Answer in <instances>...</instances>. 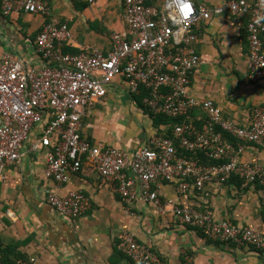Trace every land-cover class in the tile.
I'll use <instances>...</instances> for the list:
<instances>
[{
  "label": "built area",
  "instance_id": "1",
  "mask_svg": "<svg viewBox=\"0 0 264 264\" xmlns=\"http://www.w3.org/2000/svg\"><path fill=\"white\" fill-rule=\"evenodd\" d=\"M86 1L92 4L95 0ZM148 1L121 0L125 31L111 32L108 52L71 54L62 50L71 33L65 22L52 15L47 0H0L4 15L22 11L49 18L34 40L38 66L27 67L8 52L0 56V182L25 152H39L44 157V176L59 184L68 180L69 172L86 165L103 182L111 183L126 202L145 200L159 212L170 205L180 223L201 230L212 240L264 251V232L216 219L207 207L197 210L172 200L162 202L158 194V185L164 181L176 183L182 197L191 188L198 191L207 184H223L233 176L242 177V185H264V167L239 159L246 144H264V108L253 107L249 122L238 124L224 117L211 98L198 99L189 92L190 75L201 62L193 46L197 40L193 26L212 12L247 17V75L253 80L264 78V0H226L213 8L192 0H163L159 6ZM118 76L130 93L139 87L148 91L143 102L153 113L182 117L199 109L205 115L200 126L184 120L174 125L172 133L184 150L201 151L217 163L179 156L173 139L160 135L151 136L148 144L130 156L119 147H103L83 138L80 127L86 108L102 98ZM46 202L69 218L80 216L89 206L81 190L64 195L51 191ZM116 241L117 248L133 262L162 264L128 230L118 231ZM15 264L38 262L29 255L17 258Z\"/></svg>",
  "mask_w": 264,
  "mask_h": 264
},
{
  "label": "crops",
  "instance_id": "2",
  "mask_svg": "<svg viewBox=\"0 0 264 264\" xmlns=\"http://www.w3.org/2000/svg\"><path fill=\"white\" fill-rule=\"evenodd\" d=\"M47 1L52 15L65 22L71 33L63 41L64 52L106 53L111 49V32L125 31L121 0H95L92 4L86 0ZM192 1L213 8L226 0ZM153 2L161 5L163 0ZM43 21L40 15L22 11L4 15L0 9V56L8 52L27 67L38 66L34 40ZM246 21V16L212 12L193 26L197 36L193 46L201 62L190 75L189 92L198 99L211 98L224 117L238 124L249 122L253 107L264 108V78L253 80L247 75ZM262 40L264 50V35ZM192 114L202 115L198 109ZM192 120L196 125L200 121ZM167 127L154 124L144 102L118 76L106 94L86 108L80 135L95 145L119 147L130 156ZM239 159L264 167V144H246ZM43 170V154L25 152L7 168L6 180L0 182V251H8L6 260L33 255L38 264H135L116 245L117 232L125 229L137 242L148 245L162 264H264L263 250L212 240L180 223L170 205L159 212L145 200L124 201L111 183L103 182L86 165L69 172L68 180L61 184L46 178ZM125 173L134 178L130 170ZM74 190H81L89 203L80 216H61L46 202L51 191L64 195ZM158 194L162 202L172 200L197 210L208 207L217 219L264 232L261 184L238 185L233 179L220 186L207 184L199 191L191 188L182 197L176 183L160 182Z\"/></svg>",
  "mask_w": 264,
  "mask_h": 264
},
{
  "label": "trees",
  "instance_id": "3",
  "mask_svg": "<svg viewBox=\"0 0 264 264\" xmlns=\"http://www.w3.org/2000/svg\"><path fill=\"white\" fill-rule=\"evenodd\" d=\"M154 0H149L148 1V3L149 4H152V5H156V6H159L158 4H156V3H154L153 2ZM34 15H36V14H34ZM47 21H49V18H45L44 19V21H43V25L47 22ZM43 25H42V27H43ZM41 31V30H40ZM39 31V32H40ZM38 32V33H39ZM37 33V34H38ZM37 36V35H36ZM135 94V98L136 99H140V100H142L143 101V99L148 95V91L144 88V87H139L138 88V90L134 93ZM144 106H145V104H144ZM145 108H146V110H147V112L150 114V116H151V118L153 119V122H154V124L156 125H158L159 123H164V124H166L168 127H167V129H166V131H164L162 134H159L160 136H163V137H168V138H171V139H173V141H174V144H175V147H176V150H177V154L179 155V156H187V157H189V158H191V159H197L199 162H201V163H204V164H213V163H217V161H215V160H211V159H209V158H207L206 156H204V154H203V152H201V151H195V153H192V152H187L186 150H184L180 145H179V142H178V140L176 139V138H174V135H173V133H172V129H173V127H174V125H176L177 123H181V122H183L184 120L185 121H193L192 119L194 118L195 119V121H196V119H198V120H200V121H196V122H198L197 123V126H200L202 123H203V121L205 120V115L198 109V111L202 114L201 115V117L199 116V115H194V114H192V112H193V110H195V109H193V110H191L190 112H189V114H188V116H182V117H170V116H167V115H165V114H162V113H153V112H151V111H149L148 110V108H147V106H145ZM197 116H199V118L197 117ZM194 122V121H193ZM229 141H231L232 143H234V144H237V140L235 139V138H233V137H231L230 135H228V134H226V133H224L223 134ZM233 179H237L238 180V185L239 184H241L242 185V183H243V178L242 177H240V176H233V177H231L228 181H226L225 183H227V182H229L230 180H233ZM164 182H169V181H164ZM225 183H223V184H225ZM251 184H256V185H260L258 182H254V183H251ZM216 185H221V184H216ZM261 186H264V185H261ZM195 190V189H194ZM196 191V190H195ZM199 191V190H198ZM208 208V207H207ZM215 217V216H214ZM217 219V218H216ZM219 220H227V219H219ZM228 222H230L229 220H227ZM230 223H232V222H230ZM195 229H197V228H195ZM197 230H199V229H197ZM201 231V230H200ZM202 232V231H201ZM203 233V232H202ZM204 234V233H203ZM202 234V235H203ZM216 243H219V242H216ZM228 243H230V244H234L235 245V243H233V242H228ZM252 247H254V246H252ZM254 248H256V247H254ZM256 249H258V248H256ZM261 250V249H260ZM1 253H2V264L4 263V264H15L16 263V259H17V257H14L13 259H8V260H6L5 259V257H4V255L6 254V252H7V255H8V251L7 250H1L0 251ZM6 261H7V263H6ZM135 263V262H134ZM135 264H138V263H135Z\"/></svg>",
  "mask_w": 264,
  "mask_h": 264
}]
</instances>
